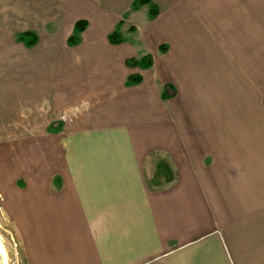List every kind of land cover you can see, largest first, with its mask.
I'll use <instances>...</instances> for the list:
<instances>
[{"label": "crops", "instance_id": "obj_1", "mask_svg": "<svg viewBox=\"0 0 264 264\" xmlns=\"http://www.w3.org/2000/svg\"><path fill=\"white\" fill-rule=\"evenodd\" d=\"M129 1L0 5V184L15 182L25 240L40 234L30 260L238 264L227 221L239 194L264 188V135L238 131L241 113L215 99L253 90L244 61L264 60V0H152L165 13L148 53L108 40Z\"/></svg>", "mask_w": 264, "mask_h": 264}, {"label": "rangeland", "instance_id": "obj_2", "mask_svg": "<svg viewBox=\"0 0 264 264\" xmlns=\"http://www.w3.org/2000/svg\"><path fill=\"white\" fill-rule=\"evenodd\" d=\"M101 1L104 2L105 0ZM132 1L134 0L125 3L121 9L119 21L122 22L123 28L117 29L122 33L121 35L125 41L133 42L137 50L138 47L141 49L143 47V50L148 53L153 46H151V41L145 40V37L149 36V23L153 22L158 14L162 12L164 14L165 7H162L161 10L157 7V15L151 17L148 4L134 9L131 4ZM7 4L4 0H0V5L6 6ZM75 10L77 12L84 11L81 6H78V9L76 8ZM85 10H89L87 5ZM113 26V29H116L115 25ZM154 42L156 41L154 40ZM161 46L163 48L159 51L164 52L165 44L162 43ZM238 63L242 64V62ZM244 65L248 75L253 74V90H250L249 85L248 87L242 86L241 90L237 92L235 90H232V92L223 90L220 98L218 99V94H216L217 99H215L221 101L222 108L218 110L216 105L215 109L216 112H221L223 117L231 116V112L234 110L238 114L241 113L242 119L239 123L242 124V128L240 126L238 131L245 132L247 129L248 133H258L261 137L264 135V60H247L244 61ZM248 77L251 79L250 76ZM236 103L242 106L236 108ZM230 104L231 108L228 107ZM210 109L214 108L207 107L205 110L210 111ZM263 147L264 143L259 142L260 150H264L262 149ZM7 171L8 168L6 169ZM7 175H9L8 172ZM12 181L10 175L8 182L4 181L0 184V239L7 251L9 264H54V259L51 258L54 257V252L43 253L45 262H31V257L33 259L39 258L36 255H38L40 250L41 237L38 232H35L34 236L26 235L25 240L21 234L23 232L26 233L27 230L24 228L23 231L20 227L21 222L16 221L15 218L20 216L22 205H19V210L13 211L12 206L15 205L13 204L15 198H8L9 192L7 191L15 183ZM21 183L22 181L19 180L17 187L19 185V188H21ZM21 200V198H18V201L21 202ZM237 202L236 216L238 220L236 222L227 221V231L229 230L231 235L234 257H236L238 264H264V188L254 189L253 195L249 198H241L239 194ZM26 249L29 250V253H27Z\"/></svg>", "mask_w": 264, "mask_h": 264}, {"label": "trees", "instance_id": "obj_3", "mask_svg": "<svg viewBox=\"0 0 264 264\" xmlns=\"http://www.w3.org/2000/svg\"><path fill=\"white\" fill-rule=\"evenodd\" d=\"M149 5V15L151 17H154L157 15V5L152 0H134L132 3V6L134 9H137L138 7L142 5ZM87 25L86 20H78L74 24V33L68 37V43L69 44H75L78 42V33L81 32L85 26ZM17 39L20 41H23L26 45H33L36 42V35L33 32L26 31L18 34ZM109 41L113 44L120 43L123 41V37L120 33V31L116 28L110 35H109ZM163 46H161V49ZM141 60H127V64L129 66L138 65L144 66L145 64L143 62H140ZM151 59L148 56L147 64L146 66L150 65ZM140 76H131L128 79V83H137L139 82Z\"/></svg>", "mask_w": 264, "mask_h": 264}, {"label": "bare ground", "instance_id": "obj_4", "mask_svg": "<svg viewBox=\"0 0 264 264\" xmlns=\"http://www.w3.org/2000/svg\"><path fill=\"white\" fill-rule=\"evenodd\" d=\"M0 264H9L7 251L0 239Z\"/></svg>", "mask_w": 264, "mask_h": 264}]
</instances>
